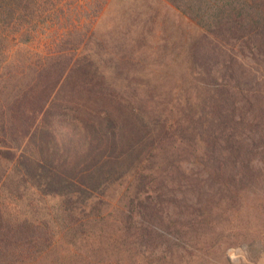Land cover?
Returning <instances> with one entry per match:
<instances>
[{
    "label": "rangeland",
    "instance_id": "rangeland-1",
    "mask_svg": "<svg viewBox=\"0 0 264 264\" xmlns=\"http://www.w3.org/2000/svg\"><path fill=\"white\" fill-rule=\"evenodd\" d=\"M43 2L61 20L37 39V50L51 36L72 32L71 48L79 44L77 53L98 56L116 90L145 116L179 120L182 127L174 144L144 159L137 173L80 201L67 219L62 198L21 183L15 161L1 149L5 220L46 223L54 235L40 253L14 264H264V58L259 65L252 59L235 85L220 69L225 54L202 56V38L214 37L207 26L168 0H106L98 12L85 0ZM17 3L0 0V13ZM74 28L87 31L80 36ZM205 57L207 69L197 61ZM223 113L231 116L228 142L220 138L210 146L201 124ZM151 205L158 214L148 220ZM141 223L155 231L150 239L139 237Z\"/></svg>",
    "mask_w": 264,
    "mask_h": 264
},
{
    "label": "trees",
    "instance_id": "trees-1",
    "mask_svg": "<svg viewBox=\"0 0 264 264\" xmlns=\"http://www.w3.org/2000/svg\"><path fill=\"white\" fill-rule=\"evenodd\" d=\"M13 1H19V6L12 4L0 13L4 31L0 34V150L15 161L21 183L62 198L67 219L75 205L81 206L130 172L137 173L144 159L174 144L182 123L145 116L116 90L99 67L98 56L77 53L79 44L71 48L72 32L51 36L50 43L37 50V39L47 34L53 20L58 23L61 18L43 0ZM168 1L186 17L198 18L207 26L214 37L202 38V45L206 41L202 56L225 54L220 69L235 85L244 78L246 66L253 67L252 59L257 63L264 58V0H214L213 5L197 6L192 0L188 5L185 0ZM85 2L98 12L106 0ZM71 13H64L62 19ZM73 30L80 36L87 31ZM198 59L207 69L206 57ZM223 115L202 121L203 139L210 146L211 141L220 143V138L228 142L225 122L228 125L231 116ZM217 176L223 178L220 172ZM157 214L151 205L145 217L150 220ZM138 231L142 239H150L155 232L144 223ZM53 237L46 223L7 222L0 207V264L40 253Z\"/></svg>",
    "mask_w": 264,
    "mask_h": 264
}]
</instances>
